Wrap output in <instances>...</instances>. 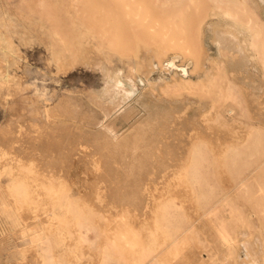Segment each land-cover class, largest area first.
Segmentation results:
<instances>
[{"label":"rangeland","instance_id":"1","mask_svg":"<svg viewBox=\"0 0 264 264\" xmlns=\"http://www.w3.org/2000/svg\"><path fill=\"white\" fill-rule=\"evenodd\" d=\"M5 1L10 3V11L14 12L19 0ZM27 1L36 14L32 19L21 20L17 35L9 38L7 32L0 29V54H5L0 68V151H20L27 157L25 159L31 157L37 161L47 153L53 157L56 155L57 159L52 158L55 164L51 168L46 165L38 168L47 173L51 170L53 175H67L74 196L91 201L99 216L109 217L121 226L116 232L106 229V236L113 244L110 255L118 257L125 244L128 249L124 255L130 257L134 250L133 235L145 232L142 226L150 217L147 206L152 202L149 186L152 190L154 185L161 186L178 171L187 157L186 144L196 131L191 127L204 128L205 131L197 135L203 133L206 139L214 141L218 151L229 142L245 143L249 128L252 125L259 127V146L246 150L236 162H232V157L228 162L213 163L209 176L213 185L211 206H220L226 197L236 203L241 214L240 222L245 227L235 225L233 234L248 240L247 226H251L257 264H264V215L258 217L250 213L261 200L255 183L258 181L264 185V53L250 45L254 37L245 35L247 48L235 51L237 44L226 41L241 40V27L235 21L213 17L218 10L216 0H201L200 10L189 6L187 0H145L146 10L142 17L146 16V19L141 17L136 21L125 19L127 10L121 3L123 0H46L47 11L53 18L47 21L38 19L39 0ZM225 1L234 3L240 0ZM248 4L250 14L261 27L260 35H264V0H248ZM53 25H59L69 33L71 41L79 39L82 42L83 52L78 57L71 58L55 44V39L50 36ZM166 40L176 42L171 45ZM97 42L106 50L101 52ZM187 48L191 54L186 52ZM175 54L182 55L179 64L193 60L187 76L177 69L163 66ZM59 58L63 59V65H60ZM130 63L142 66L140 71H131ZM121 71L137 80L133 89L119 83L123 80ZM236 72L238 75L235 77ZM208 74L213 75L212 82L204 84L197 81L199 77L207 78ZM233 78L238 79V84H232L236 88L231 90L232 94L226 100H222L220 94L229 93L227 87ZM244 81L248 83L244 85ZM126 90H129L128 94L123 98ZM199 101L204 104L200 105ZM211 103L222 110V122L208 114ZM45 105L52 111L48 119L43 112ZM230 107H234L233 114L227 112ZM202 123L208 127H203ZM49 124L51 131L40 130ZM108 124L118 127L122 124L124 133L98 131L108 128ZM139 125L145 128L139 129ZM18 126L26 136L25 143L21 141L22 145L14 140V129ZM252 135L255 136L254 133ZM95 136L101 137L109 149L106 157L111 164L103 168V175L113 177L115 174L129 181L131 174L139 173L143 195L136 187L132 191L139 193L129 195L130 188L121 183L115 193L114 183L100 180L99 173L92 171L90 159L81 151V145ZM254 139L250 135V140ZM222 154L220 151L214 161L221 162ZM148 158L165 163L159 165L157 161L141 170L130 165L112 164L114 160ZM46 167L50 170L47 171ZM253 176L256 181L251 178ZM10 180L7 176L0 178V190H4ZM177 187L180 189L174 188V191L177 190L180 197L178 203L187 206L189 216L199 220L202 216L194 203L189 202V190ZM4 199L0 197V237L5 238L0 246V264L5 263L7 253L19 254L29 240L27 236L14 234L13 221L19 224L20 219L16 214L11 218L8 212H3L4 206L10 207L8 200ZM197 226L201 234L193 239L191 256L206 262L219 257L215 260L218 264L222 260L224 264H233L222 250L219 251L220 256L218 250L213 251L216 255H210L213 249H209L208 239L212 246L213 242L220 248L227 246L217 226L204 217ZM83 249L81 256L87 254V257L81 259L75 255V260L65 261L63 256L70 253V246L58 242L55 254L64 264H100V248ZM32 254L27 249L20 264H37L32 260ZM242 254L243 262V251Z\"/></svg>","mask_w":264,"mask_h":264},{"label":"bare ground","instance_id":"2","mask_svg":"<svg viewBox=\"0 0 264 264\" xmlns=\"http://www.w3.org/2000/svg\"><path fill=\"white\" fill-rule=\"evenodd\" d=\"M157 1L160 2V0ZM216 2L218 5L215 7H217L218 10L215 11L213 17L220 20L226 19L233 22L235 21V23H239L241 27V32L239 33L241 40L226 42L236 43V46L238 47H236L235 51H243L242 47L247 48L244 39L245 35L247 37H254V41L251 42L250 45H252L253 48L255 47V49L260 48L264 53V35L262 33L260 35L259 29L261 30V27L258 24L257 19H255V17L250 14L251 8H249L248 0H240L234 3H226L227 1L225 0H216ZM121 3L126 7L127 10L125 12L126 20L136 21L137 19H140L142 17L144 11L146 10L145 0H123L121 1ZM187 4L195 9L200 10L202 1L187 0ZM46 5V0H39V20H53L52 16H50L47 11L48 8ZM9 6L10 3H6L5 0H0V29H4L7 32L8 37L11 38L17 35L16 29L21 20H24L26 18L32 19L36 12L29 5L27 0L17 1L16 10L14 12L10 11ZM46 14L47 16H45ZM142 19L145 20L146 16L142 17ZM52 27V30H50V36L55 39V44L61 46L64 51L67 52L68 55H70L71 58L74 59L83 52V44L79 39L71 41L69 33H65L59 25H53ZM71 35H73V33ZM175 42L176 41H167V43L171 45ZM97 43L98 47H101L100 51H104L105 48H103L99 42ZM140 45L141 44H139V47ZM149 49L151 50L152 48ZM186 52L188 54H191L189 48H187ZM4 55V52L0 54V68L2 67L1 62L4 60ZM181 59V54L172 55L166 62H164L165 65L163 66H167L171 70L177 69L181 72L182 75L187 76L188 69L193 66L194 62L193 60H188L184 64H179L178 62H180ZM60 60V65H63V59L59 58V61ZM130 65L131 71L133 72L140 71L139 69L140 67H142L138 64L135 65L134 63H130ZM230 71L228 72L232 73V70ZM237 72L239 73V71ZM237 72L236 75H234L235 77L238 75ZM120 75L123 76V80L121 79L119 83H123L126 87H131L133 89L134 84L137 80H135V78H133L132 76L125 75V73L122 71L120 72ZM247 75L248 74H246V76ZM248 77L250 76L248 75ZM239 78H241V76ZM198 79L199 80L197 81H202V83L207 84L205 82L213 81V75L208 74L207 78L199 77ZM243 79L245 78L243 77ZM231 80V85L229 84L227 87L229 93L222 92L220 94V98H222V100H226L230 96V94H232L231 90L236 88V86L232 84H238V79L236 80L233 78ZM245 83H248V81H244V85ZM241 84L243 83L241 82ZM254 85H256V82ZM246 86L244 87L245 89L248 88H246ZM128 91L129 90L125 91L124 96H122L123 98H125V96L128 94ZM199 104L203 105L204 102L199 101ZM208 110L213 111L208 112V114H210L213 119L222 122L220 120V112L222 110L218 106H216L214 103H211ZM233 110L234 107H230L227 109V112L233 114ZM43 112L46 119H48L52 111L47 105H45L43 108ZM208 117L207 119H209ZM204 124L202 123V126L207 128L208 126H204ZM108 125V128L105 127L104 129L98 131H110V133L112 134L118 133L119 135L124 133V127L122 124H120L119 127L116 125L112 126L111 124ZM128 127L130 126H127V128ZM138 128L143 129L145 127L143 125H139ZM258 128L259 127H253V125L249 128L248 138L245 143H233V141L229 142L226 146L221 148L220 151L223 152L221 156L222 161L217 162L214 161V159L217 158L220 151H218L215 142L206 139L203 133L197 135L199 132H204V128L198 126L191 127V129H195L196 131L191 135L190 141H188L186 144L185 151H187V157L180 164V168L178 169V171L172 174L171 179L161 186L159 185V187H156L154 185L156 189L153 187V190H157L156 192L151 189V186H149V197L152 202L147 206L149 207L150 217L142 226V230H145V232L139 234L143 236L139 239V235H133L135 236V238L133 239L134 250L130 257L124 255V252H126V250L128 249V246L126 247V245L124 244L125 242H122L124 244V249L119 250L120 255L118 257H113L110 255L113 244L108 240L106 236V229H108L110 232H116L121 229V226H118V224L114 221L112 222L111 218L109 220V217L99 216L98 212L91 206L93 204L91 201L83 198L82 196H74L71 190L70 179L67 177V175H65L66 177L60 176L58 174L55 175L56 173L53 175L51 173V170L47 169V167V171L50 170L48 171V173L38 168L39 166L40 168L42 166L44 167V165L51 168L50 166H52V164H55L53 159H57L56 155H54L55 157H53V154L51 155L50 153H47L44 158H40L37 161V159L31 157L25 159L27 157H25V154L20 151L10 152L9 150H1L0 178H2L3 176H7L11 179L10 183L4 186L5 189L0 190V197L5 198L4 200L7 199L10 203V207H3V212H8L11 218H14L13 216L15 215L13 214H16L17 218L20 219L19 224H17V221L15 220V222L13 221L14 227L11 226L10 223H8V225L14 228L15 231L13 230V228L12 230L15 232V235H18L19 237L27 236L29 239L28 244L21 248L19 254L7 253V255L5 256L4 264L23 263L25 251L27 249L33 252V257L31 256L32 260H34L37 264H64L65 262L55 254V246L58 245V242H63V244L70 246V253L67 254V256H63L66 257L65 261L75 260V255L80 257L82 254H84L83 250L85 249H83V247H88L89 249L98 247L101 251L100 264H215L217 262L215 260H217V258L219 257L215 259L211 257L213 260H208V262H206L202 259L193 258L190 253V250L193 249L192 244L194 237L201 234L198 229L197 222L202 217H204V219H208L215 226H217L218 232H220L222 237L225 238V241L227 242V246H225L224 248H220L214 246V242L212 246L208 239L209 249H213L211 250L212 252H210V255L213 254L214 250H218V254L219 251L222 250L223 252H225L226 258L231 259L233 264H257L256 252L252 245V235L254 234V229L252 230L251 226H247L250 233L248 235V240H245L240 236L236 237L233 234L235 231V225L245 227L244 224L240 222L241 214L238 211L239 208H237L236 203L226 197L221 201L220 206H211L213 185L210 182L209 172L210 168L213 166V163L220 164L222 162H228L232 157V162H236L237 157L244 154L246 150L249 151L252 146H254V148H256L257 145L259 146V138L257 137ZM40 130L51 131L50 124L48 127H42ZM92 132L94 133L95 130ZM253 133L255 136L252 135ZM14 135L15 141L21 142L23 140L25 143L26 136H23L21 126H18L14 129ZM250 135L252 137H255V139L251 141ZM106 138L110 140L109 137ZM81 146V151L85 152L90 159L89 163L92 165V171L99 173L98 175L100 180L105 181L106 183H114V186L116 187L114 190L115 193L120 187L118 186L119 183H121L124 186H127V188H130L129 195L131 196H135L133 194H138L139 192L141 195L144 194V192L142 191L143 184L139 180V173L131 174L129 181H127L126 179H122L119 176L117 177L115 174L113 175V177H106L105 171V175H103V168L109 166L111 162L106 157L109 155V153L107 152L109 149L106 146V142H104L101 137L95 136L94 138H92V140H88L87 144H83ZM242 147H245V149H241ZM20 148L22 147L20 146ZM134 154L135 153H132V155ZM149 155H151L150 152ZM157 161L159 165L164 162L160 159ZM157 161H152L150 158L146 160L129 161L122 159L121 161L114 160L112 164L120 163V165H130L131 168L138 167L137 169L141 170L149 164L151 165L157 163ZM52 172H55L53 168ZM60 173L61 172H59V174ZM251 178L253 179V181L257 180L254 176ZM177 186H183L189 190V202L194 203L197 210L201 213L202 217L199 220H194L192 217H190L186 210L187 206L178 203L180 197L177 190H175L176 192L174 191V188H178ZM135 187L139 192L137 191L133 193L132 189ZM255 187L257 194H260L261 200L258 201L257 208H255L254 210H249H251L250 213L256 214L258 215V217H261V215H264V185L257 181L255 183ZM183 197H185V195ZM180 202H182V200ZM185 202L187 201L185 200ZM10 209H12V211H10ZM25 213L28 215H26ZM108 223V228H106L105 225H107ZM253 226L255 228L254 224ZM12 233L13 232H11V234ZM1 242H5V238L3 236L0 237V243ZM255 244L256 247L257 240H255ZM242 251L245 255V258H243V262L241 261L243 255ZM213 255H216V253H214ZM84 257H87V254L83 255V257L81 256L80 258L84 259ZM222 259H225V257ZM222 261L224 262V260ZM223 262H220V264H224Z\"/></svg>","mask_w":264,"mask_h":264},{"label":"crops","instance_id":"3","mask_svg":"<svg viewBox=\"0 0 264 264\" xmlns=\"http://www.w3.org/2000/svg\"><path fill=\"white\" fill-rule=\"evenodd\" d=\"M193 64H194V63H193ZM189 70H190V68L188 69V71H189ZM3 243H4V242H1V243H0V246H1Z\"/></svg>","mask_w":264,"mask_h":264}]
</instances>
